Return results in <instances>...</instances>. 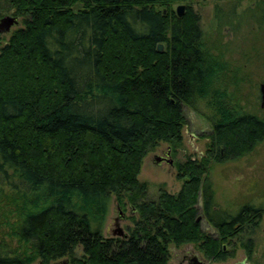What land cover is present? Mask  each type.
<instances>
[{"label": "trees", "instance_id": "obj_1", "mask_svg": "<svg viewBox=\"0 0 264 264\" xmlns=\"http://www.w3.org/2000/svg\"><path fill=\"white\" fill-rule=\"evenodd\" d=\"M192 1L6 0L21 27L0 47V195L19 203L9 224L21 250L0 238V264H167L168 246L187 243L216 262L236 238L250 253L240 236L260 207L216 211L206 174L263 142V120L214 124L204 154L176 163L174 193L148 198L137 177L160 143L179 147L182 107L209 91L199 17L170 9ZM248 1L264 24V0ZM111 197L136 213L124 238L102 235Z\"/></svg>", "mask_w": 264, "mask_h": 264}, {"label": "rangeland", "instance_id": "obj_2", "mask_svg": "<svg viewBox=\"0 0 264 264\" xmlns=\"http://www.w3.org/2000/svg\"><path fill=\"white\" fill-rule=\"evenodd\" d=\"M0 5L3 8L0 18L14 17L7 8L6 0H0ZM177 5L189 6L198 15L212 71L207 95L195 100L192 108L182 107L184 125L179 147L172 149L162 142L142 160L137 177L139 181L146 183L147 196L151 199L156 197L159 189L171 193L178 190L180 180L176 179V163L187 158H199L204 154L209 143L208 135L214 124L241 114H252L264 121V105L260 108L258 92V86L264 83V24H260L258 6L248 0H193L187 4H173L170 9L174 11ZM16 19L18 26L11 27L8 33L0 34V47L13 30L21 27V18ZM167 147L166 158L171 163L161 161L154 164L153 155H162ZM206 178L211 185L213 209L216 211L231 214L244 204L261 209L257 224L246 226L240 236L243 241L250 239V253L247 254L236 238L231 244L224 245L225 251H232L231 255L214 263L264 264V141L239 158L211 163ZM4 194L8 195L5 192ZM5 195H0V238L7 248L20 251L15 238L10 235L9 224L18 212L16 205L19 203H13ZM200 207L199 201L198 215L202 229L209 234H215V230L208 226ZM119 210L122 214V219L118 220L119 227L126 232V227L132 225L129 216L136 217V213L127 204L118 205L111 197L101 229L103 236H111ZM186 251L203 257L191 243L169 245L167 264H179L181 254ZM80 253V248H75L74 254L79 256ZM206 263L213 262L208 260ZM29 264L40 263L33 260Z\"/></svg>", "mask_w": 264, "mask_h": 264}, {"label": "water", "instance_id": "obj_3", "mask_svg": "<svg viewBox=\"0 0 264 264\" xmlns=\"http://www.w3.org/2000/svg\"><path fill=\"white\" fill-rule=\"evenodd\" d=\"M184 6L183 5H177L175 8V15L177 17H180L182 12H183ZM162 13H164V10H162ZM18 26V21L16 17H2L0 18V34L2 33H8L10 31L11 27H16ZM161 45H157L156 48L158 51L161 50ZM258 92H259V99H260V108L263 107L264 105V83H261L258 86ZM167 150L162 152V155H153L152 161L154 164H159L161 161H164L168 164H170V159L166 158L168 156V147L166 148ZM200 217H197L199 219ZM122 219V214L120 210L118 211V218L115 219V229L112 231L111 236H120L122 238L126 237V233L119 227L118 225V220ZM53 264H67V261L63 259L62 261H58L57 263Z\"/></svg>", "mask_w": 264, "mask_h": 264}, {"label": "flooded vegetation", "instance_id": "obj_4", "mask_svg": "<svg viewBox=\"0 0 264 264\" xmlns=\"http://www.w3.org/2000/svg\"><path fill=\"white\" fill-rule=\"evenodd\" d=\"M222 248L224 249V247H222ZM206 261H208L206 258L200 257L191 251H186L185 253L181 254L178 263L179 264H207ZM212 262H213L212 264H216V263H214L215 261H212ZM237 264H244V263L239 262Z\"/></svg>", "mask_w": 264, "mask_h": 264}]
</instances>
